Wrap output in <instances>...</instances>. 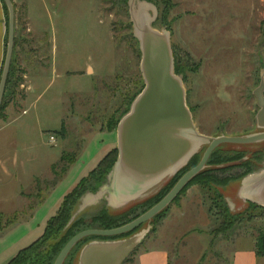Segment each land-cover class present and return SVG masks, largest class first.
Returning a JSON list of instances; mask_svg holds the SVG:
<instances>
[{"label": "rangeland", "instance_id": "obj_1", "mask_svg": "<svg viewBox=\"0 0 264 264\" xmlns=\"http://www.w3.org/2000/svg\"><path fill=\"white\" fill-rule=\"evenodd\" d=\"M12 2L18 11L13 74L21 83L15 92L8 91L0 116V235L31 217L40 200L67 175L51 189L57 178L51 166L62 154L79 157L94 133L106 131L112 120L120 121L130 111L146 86L139 31L143 22L167 35L173 70L182 81L192 125L201 138L190 157L140 200L116 209L103 195L94 204L83 201L85 195L101 194L106 180L95 192L86 191L79 198L73 219L80 214L89 217L102 208L118 215L130 211L132 217L148 207L151 203L146 201L167 182L197 164L211 138L264 130L256 123L259 107L254 94L264 81V0ZM87 65L89 75L75 72ZM28 78L33 81L30 92ZM257 147H264V141L220 144L204 168L212 169L224 185L214 187L194 179L157 217L118 239L104 240L139 236L141 242L134 249L162 247L170 264H230L235 248L252 241L256 246L258 237H264V205L246 200L264 173L244 161ZM210 187H219L222 201ZM177 205L183 212H168ZM226 206L235 213L231 220L225 217ZM94 240L102 239L88 242ZM134 249L123 264H136ZM76 251L65 264H74Z\"/></svg>", "mask_w": 264, "mask_h": 264}, {"label": "water", "instance_id": "obj_2", "mask_svg": "<svg viewBox=\"0 0 264 264\" xmlns=\"http://www.w3.org/2000/svg\"><path fill=\"white\" fill-rule=\"evenodd\" d=\"M8 10V38L0 76V106L12 61L15 37V10L12 0H3ZM142 72L146 86L134 99L130 111L117 125L118 156L107 175V190L117 202L137 197L164 176L173 172L192 154L200 140L192 125L185 102L182 81L173 70V58L166 34L141 28ZM259 111L258 126L264 128V81L254 91ZM264 141V131L237 136L211 138L199 162L186 171L168 193L132 221L111 229H87L71 237L53 264H63L74 245L88 236L111 237L128 233L166 208L184 186L206 165L212 151L222 143L250 144ZM246 200L264 205V173ZM256 184V183H255ZM73 219V218H72ZM139 236L128 240H94L80 252L79 264H122L140 242Z\"/></svg>", "mask_w": 264, "mask_h": 264}, {"label": "trees", "instance_id": "obj_3", "mask_svg": "<svg viewBox=\"0 0 264 264\" xmlns=\"http://www.w3.org/2000/svg\"><path fill=\"white\" fill-rule=\"evenodd\" d=\"M4 8L7 13V19H8V10L7 7L2 0ZM14 10H15V25L16 20L18 21V11H16L15 4L13 3ZM14 46H16V39L14 37ZM14 49V48H13ZM6 53V51H5ZM5 58V56H4ZM4 64V60H3ZM3 67V66H2ZM13 60L11 61L7 82L5 86V91L2 99V103L0 106V116L2 114V111L4 107L6 106V95L8 91L10 93H13L16 91L18 85L21 83V80L19 79L18 75L13 74ZM132 99H130L131 102ZM6 117L3 118L5 120ZM119 119L112 120V122L108 125L107 130L112 131L116 129L117 123ZM218 146L212 151L211 155L209 156L207 160V164L210 163L211 158L214 154H216ZM77 155L72 154L71 156L64 153L61 155L60 160L57 164H53L51 166V170L53 174L57 177L52 185L51 189L60 181L65 174L68 172L69 168L73 165V163L77 160ZM117 157V148L112 149L109 151L97 164L96 168L92 170L87 177L82 178L78 184L69 192L67 193L62 200L61 206L57 212V215H61L63 213V216L60 217L59 222L55 223L57 215L52 216L50 219H48L43 234L34 241L31 245L28 247L20 250L18 254L10 260L7 264H53L56 256L62 249V247L66 244V242L73 237L78 232H81L83 230L87 229H111L115 227L122 226L145 211H147L149 208H151L153 205H155L158 201H160L167 193L168 191L174 186V184L178 181V179L189 169L194 167L195 165H192L191 168L185 170L181 175L177 178H174L167 182L160 190L157 192L155 196H152L149 198L148 201L151 204H149L148 207L144 208L140 213L128 217V212H124L122 214H114L109 212L108 209L102 208L98 213L91 215L89 217H86L84 214L77 215L70 223L69 220L73 217V211L76 209L79 198L86 192V191H92L95 192L105 181L108 173L110 172L115 160ZM224 161V158H221V161ZM218 161V159H217ZM217 163V162H216ZM60 164V171L57 173V167H59ZM215 164V163H214ZM212 169H206L204 168L201 170L198 174H196L180 191V193L175 197L174 200L177 199V197L184 191V189L188 186V184L193 181L194 179H199V183H208L209 185H224V181L215 175H212L211 173ZM96 176V177H94ZM40 180L36 181V187L39 185ZM86 186H89V189H85ZM212 189V187H210ZM219 187L213 188L212 191L216 193L219 197V199L222 201L223 195L219 194L218 192ZM45 197H43L40 201L42 203L44 201ZM72 200L71 203L69 201ZM173 200V201H174ZM225 203V201H224ZM168 207V206H167ZM166 207V208H167ZM36 208V207H35ZM166 208H164L162 211L157 213L154 217H157L161 212L165 211ZM225 217L229 220L233 219L235 217V213L229 212L227 206L225 208ZM111 236V237H99V236H88L82 238L79 242H77L74 247L70 250L67 257L64 260L65 264L68 260V258L71 255V252L74 248H78L82 244L93 240V239H118L120 236ZM138 249H134L132 252V255H135L137 253ZM255 252L258 256H264V237L259 236L257 239V244L255 246Z\"/></svg>", "mask_w": 264, "mask_h": 264}, {"label": "crops", "instance_id": "obj_4", "mask_svg": "<svg viewBox=\"0 0 264 264\" xmlns=\"http://www.w3.org/2000/svg\"><path fill=\"white\" fill-rule=\"evenodd\" d=\"M26 14L27 15H25V20L27 21L29 30H31L28 11H26ZM7 38V13L2 0H0V76L6 51ZM90 70V66L87 65L85 69H79L75 72L79 73L80 76H83L85 75V73L89 75ZM32 84L33 81L29 79L26 85V89L28 92L32 90ZM2 122L5 121L2 120ZM2 128V125H0V130ZM117 140V128L112 131L106 130L94 133L93 140L89 142V145L87 146L85 151L81 153V155L70 167L67 175L44 199L37 210L33 212L31 217L16 223L9 230L0 235V264H7L18 254L20 250L31 245L43 234L48 219L53 215V211L57 209L56 207L60 203L61 199L67 193H69L83 177H85L88 173L96 168L97 164L103 158V156H105L112 149L117 148ZM100 153L101 155H99ZM98 155L99 159H96ZM2 171L3 173H7V169L5 167H3ZM156 184L152 185L135 198L117 202L114 201V199H112L111 195L109 194L106 183L100 190L101 194H97L95 196L85 195L83 201H86V203L89 202L88 204H94V200H98V197L100 198V195H103L104 197H106L110 207L112 209H116L126 202L140 200L142 197L146 196ZM182 208L183 207L177 205L175 208L169 209L168 212H183ZM136 254V264H170L169 254L162 247L143 249L141 251H137ZM262 257L264 256H258L256 254L255 245L252 241L248 246H240L234 249L230 264H262Z\"/></svg>", "mask_w": 264, "mask_h": 264}, {"label": "flooded vegetation", "instance_id": "obj_5", "mask_svg": "<svg viewBox=\"0 0 264 264\" xmlns=\"http://www.w3.org/2000/svg\"><path fill=\"white\" fill-rule=\"evenodd\" d=\"M256 98V97H255ZM256 102H257V99H256ZM256 123L258 124V122L256 121ZM264 130H261V131H258V132H262ZM257 133V131H256ZM245 157V160L246 161L245 163L250 165L251 168H256L258 170H262L264 169V147H257L255 149H253L252 151H250V153ZM238 169L242 168L243 170L246 169L245 166H239L237 167ZM89 242H86L84 244H82L81 246H79L77 248V251H76V256L73 258V263L74 264H79V256H80V252L81 250L83 249V247L88 244ZM67 257V256H66ZM125 261V260H124ZM123 261V263H124ZM64 263V262H63ZM122 263V264H123Z\"/></svg>", "mask_w": 264, "mask_h": 264}, {"label": "built area", "instance_id": "obj_6", "mask_svg": "<svg viewBox=\"0 0 264 264\" xmlns=\"http://www.w3.org/2000/svg\"><path fill=\"white\" fill-rule=\"evenodd\" d=\"M51 139H53V137L51 136Z\"/></svg>", "mask_w": 264, "mask_h": 264}]
</instances>
